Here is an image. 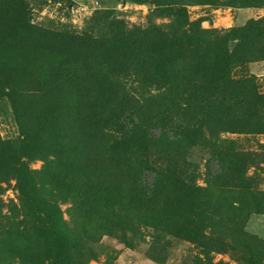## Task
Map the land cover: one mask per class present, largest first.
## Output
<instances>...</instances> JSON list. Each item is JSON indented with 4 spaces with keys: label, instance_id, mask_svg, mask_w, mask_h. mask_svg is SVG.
I'll list each match as a JSON object with an SVG mask.
<instances>
[{
    "label": "trees",
    "instance_id": "1",
    "mask_svg": "<svg viewBox=\"0 0 264 264\" xmlns=\"http://www.w3.org/2000/svg\"><path fill=\"white\" fill-rule=\"evenodd\" d=\"M52 1L0 0V103L12 112L19 133L16 140L0 135V177L16 179L26 223L44 247L43 252L40 247L15 250L24 264H77L81 238L70 232L60 208L44 196L37 173L29 168L46 156L52 160L44 164L45 181L87 206L121 200L125 192L130 204L144 209L166 192L169 210L198 219L196 228L181 232L201 245L207 214L201 211L195 182L203 156L220 162L222 156L241 155L219 141L221 102L237 105L233 108L242 121L255 115L264 124V97L255 81L246 82L252 88L247 95L242 80L231 76L235 65L264 58L260 38L245 28L207 41L195 24L189 33L167 36L130 27L109 14L102 16L107 22L102 36L35 24L34 12ZM163 1L174 9L158 2L157 12L188 23L181 1ZM226 3L264 6V1ZM135 70L142 72L144 84L175 90L170 104L176 122L168 126L165 121L158 137L146 118H130L123 126L115 113L123 92L118 78ZM112 128L125 133L115 139ZM6 249L11 252L14 246ZM249 264L258 263L250 259Z\"/></svg>",
    "mask_w": 264,
    "mask_h": 264
},
{
    "label": "rangeland",
    "instance_id": "2",
    "mask_svg": "<svg viewBox=\"0 0 264 264\" xmlns=\"http://www.w3.org/2000/svg\"><path fill=\"white\" fill-rule=\"evenodd\" d=\"M186 10L188 23L157 10L168 1L149 0L139 6L109 0H53L34 12L33 22L56 30L70 29L79 34L102 36L107 22L104 14L141 30L153 29L167 36H181L195 24L205 33L207 41L223 38L232 29L250 28L264 47V6L236 5L227 7L230 0H179ZM262 2L264 0H248ZM56 2H59L56 3ZM249 63L233 67L231 76L242 80L244 92H252L250 83L264 97V58H249ZM142 72L121 76L123 92L115 107L118 120L128 126L130 118L144 117L149 121L154 137L161 134L163 123L171 126L176 117L171 113L170 100L175 90H164L144 84ZM249 98L245 100L248 101ZM153 101V105H150ZM221 102L217 123L219 141L232 147L240 156H222L220 162H210L206 154L199 168L196 187L200 190L201 211L207 219L201 228V245L187 239L182 228L194 227L196 217L167 208V193L149 208H136L121 193V200L90 205L78 203L50 184L42 174L44 164L52 157L29 163L37 173V183L44 196L56 204L72 234L81 238L77 264H249L255 259L264 264V124L250 115L241 120L239 110ZM128 109L129 112H125ZM260 124V125H259ZM114 138L125 132L112 128ZM209 133V131H208ZM0 135L4 140L19 136L10 109L0 103ZM152 182L153 176L148 174ZM192 219V220H191ZM11 244L13 251L6 249ZM43 252V244L36 239L26 223L17 181L13 175L0 177V264H24L22 255L28 250ZM19 248L23 251L15 250ZM46 264L48 262L46 261Z\"/></svg>",
    "mask_w": 264,
    "mask_h": 264
}]
</instances>
